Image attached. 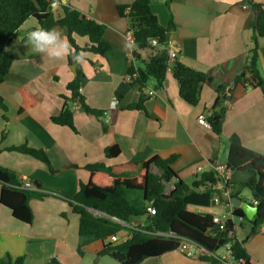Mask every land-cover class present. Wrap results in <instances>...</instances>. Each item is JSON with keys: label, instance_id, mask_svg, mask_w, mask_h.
I'll use <instances>...</instances> for the list:
<instances>
[{"label": "crops", "instance_id": "crops-1", "mask_svg": "<svg viewBox=\"0 0 264 264\" xmlns=\"http://www.w3.org/2000/svg\"><path fill=\"white\" fill-rule=\"evenodd\" d=\"M132 2L60 0L52 11L61 17L60 5H67L86 19L105 26L102 38L112 45V50L103 56L83 53L79 63L83 72L80 93L85 105L92 110L109 111L110 117L99 119L74 105L73 130L51 119L60 115L65 99L70 98L67 85L75 77L74 68L68 65V55L57 60L37 52L28 36L38 24L33 18L24 22L6 48L13 62L0 84V99L6 106V111L0 108L1 167L19 179L42 183L72 198L80 185L89 180L87 167L96 164L110 168L153 157L163 160L173 157L174 173L190 186L202 174L211 173L212 164L226 166L232 136L244 148L264 154V93L258 87L234 85L236 77L252 64L253 26L257 15L264 12V0H152L150 9L159 24L164 28L170 22L173 24L168 51L173 50L175 59L184 66L209 78L202 85L195 106L180 98L179 84L169 71L160 89L155 88L153 80L141 90L127 83L128 70L134 64V45H130L127 37L129 34L133 39V36L117 9ZM54 28L67 40L66 29ZM75 41L82 49L90 47L87 38L75 37ZM257 44L255 66L264 81V36L258 38ZM137 53L141 61H147L153 50ZM218 87L223 92L231 90L219 136L196 121L199 114L211 115ZM20 90L32 100L23 108ZM149 91L154 95L149 96ZM142 94L149 96L143 108L129 109L139 102ZM112 100L117 101L115 108L110 107ZM20 146L43 150L51 169L29 155L9 150ZM110 147L119 149L116 157L105 156V149ZM152 172L158 171L152 168ZM251 178L245 172H229L227 182L239 190L238 198L254 206L251 193L242 186ZM227 193L230 197V191ZM220 200L217 204L211 202L208 208L188 209L222 218L231 204ZM29 208L32 222L27 225L14 219L0 203V259L9 255L12 259L24 257V264H47L52 258L60 264H118L98 256L103 247L100 241L84 247L82 257L78 254L79 218L73 213L70 201L50 194L30 200ZM144 223V218L131 221V225L142 228ZM252 229L254 225L250 222L237 219L233 235L244 242L249 264H264V232L261 231L264 224L254 232ZM126 236H129L127 232L117 235L121 242ZM228 249L229 246L221 248L214 255L224 264H235ZM208 255L187 258L176 250L140 264H212L202 259Z\"/></svg>", "mask_w": 264, "mask_h": 264}, {"label": "trees", "instance_id": "trees-1", "mask_svg": "<svg viewBox=\"0 0 264 264\" xmlns=\"http://www.w3.org/2000/svg\"><path fill=\"white\" fill-rule=\"evenodd\" d=\"M152 0H133L130 6L118 7L120 17L126 19L127 30L133 36L134 64L128 70L127 83L144 88L150 80L155 88L163 86L165 74L171 72L179 84V96L187 104L195 106L198 103L202 85L209 78L198 71L184 66L175 58L170 60L168 55L169 32L173 29L170 22L168 27H162L150 9ZM63 15L56 17L49 8V0H0V84L8 75L13 59L6 52L7 46L15 39L17 32L29 18H33L38 28L52 29L61 27L67 30V42L71 50L77 54L86 52L103 56L112 50V45L102 38L105 26L86 19L79 12L71 10L67 5H60ZM253 49L251 50L252 64L234 80V85L243 84L258 87L264 93V81L256 69L258 38L264 36V12H260L253 26ZM35 30V29H34ZM33 30V31H34ZM75 37L87 38L90 47L80 48ZM155 41V45H151ZM152 49L153 54L147 61H141L137 52ZM83 57V56H82ZM83 59V58H82ZM68 65L74 68L75 77L67 85L70 98L65 99L64 107L59 116L52 122L67 126L73 130V107L77 105L84 112L99 119L103 111L90 109L84 103L80 93L83 72L72 55L67 56ZM231 90L223 92L221 87L216 89L217 97L213 104L212 113L207 117L210 128L217 136L221 134L225 114V103L230 99ZM22 108L32 102L28 94L20 90ZM147 94L141 95L137 104L129 109H142ZM0 108L6 111V106L0 99ZM5 119V118H4ZM10 151L22 153L46 164L50 169L47 155L43 150L30 149L26 146L12 147ZM107 158L119 154L117 147L106 148ZM173 157L163 160L153 157L144 162H131L115 167L106 168L101 164L88 166L89 180L81 184L78 193L69 198L58 194L39 182H31L32 188H25L23 179L0 166V203L7 208L14 219L24 224H31L32 213L29 202L50 194H56L70 201L72 211L79 218L77 252L82 257L84 247L95 241L103 243L99 257H108L118 264H140L149 258L176 251L180 239H187L202 247L212 264H224L215 257V253L229 246V256L233 261L243 260L249 264V256L243 248V241L234 237V221L245 219L240 208H234L232 215L225 221L223 230L212 223L213 216L207 213L193 212L188 207L208 208L214 196L221 198L222 193L228 192L230 197H236L239 190L229 182H222L212 171L198 177L190 186L186 185L174 173L171 164ZM226 169L229 172H245L252 176L251 180L242 184L247 189L257 207V218L251 222L255 231L264 224V154H258L244 148L236 136L229 138V149L226 159ZM157 169V173L152 172ZM172 189L165 194L167 186ZM153 202L154 215L146 211V204ZM95 211V212H92ZM136 218H144V227L131 225ZM246 220V219H245ZM127 232L129 238L124 242L111 243L109 238ZM0 264H24V257L12 259L5 255ZM47 264H60L56 258Z\"/></svg>", "mask_w": 264, "mask_h": 264}, {"label": "built area", "instance_id": "built-area-1", "mask_svg": "<svg viewBox=\"0 0 264 264\" xmlns=\"http://www.w3.org/2000/svg\"><path fill=\"white\" fill-rule=\"evenodd\" d=\"M60 0H49V8L51 11H54L58 6H59ZM244 9H247V5H243L242 6ZM131 34V33H130ZM128 42L130 43V45H134V41L132 39L131 36L127 37ZM156 42L155 41H151V45H155ZM168 55L170 60H173L175 58V52L173 50H169L168 51ZM149 96H153L154 92L149 91L148 92ZM117 105V101L112 100L111 103V108H115V106ZM108 119V117H110L109 115V111L104 113L103 118ZM197 123L200 126H203L205 128H210V124L207 121V117L205 116V114H199L196 118ZM198 171H200L199 169H197ZM212 170L217 174L218 178L220 179V181L222 182H227V176L229 171L226 169L225 166L221 165V164H212ZM24 182V187L25 188H32V183L30 181H28L27 179H23ZM172 188L169 187L168 189H166L165 194H168L170 192ZM224 196H228L227 192L222 193ZM222 196V195H221ZM221 198L219 196H214L212 198V203H219L221 200ZM253 205H256V202H253ZM146 211L147 213L151 216L155 214V209L153 206V202H149L147 207H146ZM233 212V206L231 205L227 214L225 216H223L222 218H218L213 216L212 219V223L216 226L219 227V230H223L224 228V223L225 221L232 215ZM136 227H140L139 225H135ZM262 232H264V229L261 230ZM129 236H126L122 242L126 241L128 239ZM109 242L111 243H119L121 242V240L117 237V235H113L109 238ZM177 251L182 254L183 256L187 257V258H195V257H201L207 254V251H205L202 247L198 246L197 244L193 243L190 240L187 239H180L179 243H178V247H177ZM235 264H247L246 262H244L243 260H239V261H234Z\"/></svg>", "mask_w": 264, "mask_h": 264}, {"label": "clouds", "instance_id": "clouds-1", "mask_svg": "<svg viewBox=\"0 0 264 264\" xmlns=\"http://www.w3.org/2000/svg\"><path fill=\"white\" fill-rule=\"evenodd\" d=\"M29 42L33 48L52 59H63L65 55H72L76 63H80L82 55L71 50V45L64 38L62 33L55 28L45 29L37 28L29 33Z\"/></svg>", "mask_w": 264, "mask_h": 264}, {"label": "water", "instance_id": "water-1", "mask_svg": "<svg viewBox=\"0 0 264 264\" xmlns=\"http://www.w3.org/2000/svg\"><path fill=\"white\" fill-rule=\"evenodd\" d=\"M221 199L224 201H228L234 208H240L244 214L245 219L248 222L251 223L253 220L257 218V207L256 206H252L250 203L246 201H242L237 196L228 197V196L222 195ZM92 212H95V211H92Z\"/></svg>", "mask_w": 264, "mask_h": 264}, {"label": "rangeland", "instance_id": "rangeland-1", "mask_svg": "<svg viewBox=\"0 0 264 264\" xmlns=\"http://www.w3.org/2000/svg\"><path fill=\"white\" fill-rule=\"evenodd\" d=\"M107 259H105V260H111L110 258H108V257H106Z\"/></svg>", "mask_w": 264, "mask_h": 264}]
</instances>
